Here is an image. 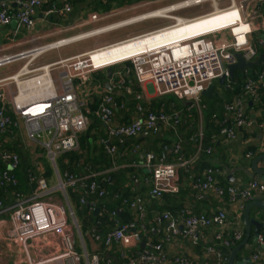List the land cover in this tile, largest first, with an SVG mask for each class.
<instances>
[{"label":"built area","instance_id":"2783aa9c","mask_svg":"<svg viewBox=\"0 0 264 264\" xmlns=\"http://www.w3.org/2000/svg\"><path fill=\"white\" fill-rule=\"evenodd\" d=\"M48 1L0 0V27L16 22L14 30L16 33L22 29L28 32L33 31L37 22V10ZM56 1L60 6H54L47 14L64 15L71 12L70 4L64 0ZM206 1H209L212 8L210 12L189 20L171 17L173 23L170 26L140 36L157 34L167 28H179L201 17L231 10H235L238 16L220 28L182 35L181 38L156 44L123 60V62L131 63L130 69L139 86H151L156 97L170 96L178 101H186L190 103V109H195L198 113H201V97L209 84L223 76L226 80L228 79V67L236 63L234 53H240L245 61L256 58L257 52L251 42L252 36L264 31V16L257 9V5L264 0H227L228 3L223 8H218L220 0H185L177 4L175 8L200 5ZM13 6L16 7L15 12ZM157 10L147 15L156 17L155 13H161L165 17L164 9ZM102 19H105V16L89 13L77 25L83 26ZM224 31L226 34H222ZM39 49L41 48L0 58V68L15 60L25 59L23 57L28 58L34 52H37V56L45 53H39ZM87 54L89 53L32 70L27 68L28 63L14 73L15 75L0 78V140L5 133H11L12 129H17L28 145L34 148L39 147L43 151L52 167L55 180V186L50 188L49 180L44 177L36 162L37 156L34 154L33 167L39 174L31 179L35 183L33 190L29 194H12L13 199L9 203H5L0 197V224L8 225L3 242L22 247V251H27L30 243H34L40 237L51 235L59 244L58 258L67 257L75 264L83 260L85 264H98V257L96 254L89 257L86 251L80 254L74 248V229L77 226L71 218L65 201V197L68 199L67 190L79 187L84 195H96L97 198H102L105 194L94 181H88L95 174L76 178L69 173L60 174L56 166L58 156L79 148V136L89 126L87 107L90 103L88 99L80 98V85L94 84L91 82L92 75L109 66L101 68L93 66ZM128 71L129 69L126 72ZM113 88L130 93V88L125 86L121 76L115 81ZM261 89H264V68L255 77L247 79L242 95L224 106L226 119L222 122L223 126L219 133L225 140L233 141L237 130L246 129L251 125L247 114V104L248 102L258 103ZM117 108H123V105L119 106L112 95L107 93L102 97L95 113L105 126L106 140H102V144L106 146L109 154H113L116 150L115 145H111L110 141L122 144L127 139L136 138L144 131L156 132L159 124L176 132L180 125V119L174 113H146L141 107L137 108V119L128 124L116 125L113 123V110ZM202 134L200 128L197 133V149L192 156L193 163L197 161L201 151ZM173 152L176 156L174 163H167L164 153L158 159L152 153H146L144 156L143 166L149 174L148 195L152 198L161 199L164 195L178 193V171L187 168L191 161L183 159L180 145L177 144ZM18 165L19 158L14 152L0 150V190L16 184L14 171ZM191 178V185L195 190L200 193L209 192L219 199L228 196L245 203L254 195L264 193V182L258 180H250L242 187L222 188L217 183L212 168L206 169L202 177L192 176ZM54 193L59 194L61 202L52 199L51 196ZM46 197L48 200H43ZM80 203H86L83 197ZM122 204L135 212L138 219L145 218L142 197H135L132 200L123 199ZM90 205L92 207L94 203ZM240 208L242 209L243 205ZM178 216L181 222L178 217L174 218L168 213L163 214L162 220L166 222L163 241L169 242L172 237H177L181 231L180 225L192 245H197L203 232L210 228L218 230L214 241L220 242L222 237H228H224L221 242L225 248L242 238L239 231H233L231 235L225 234L227 216L222 210L211 215L199 213L184 217L181 213ZM5 217L7 221L1 222ZM133 227L131 224L115 229L106 235L104 245H109L112 241L119 243L122 248L139 244L142 239L140 231H144L145 227L141 224L140 231L134 230ZM93 238L95 241H100L97 235H93ZM257 242L258 249L264 248V237L258 236ZM160 255L159 244H146V247L136 254L137 257L130 259L127 264H157ZM206 255L212 257L217 264H225L227 260L213 247L206 248ZM173 259L176 264H193L187 259L178 257ZM250 260L252 263L259 264L260 257L254 253ZM28 264L35 263L28 261Z\"/></svg>","mask_w":264,"mask_h":264},{"label":"crops","instance_id":"0c3cea01","mask_svg":"<svg viewBox=\"0 0 264 264\" xmlns=\"http://www.w3.org/2000/svg\"><path fill=\"white\" fill-rule=\"evenodd\" d=\"M185 1V0H130V5H125L127 2L124 0H68L65 1L66 3L70 4L71 12L64 15H55V14H47L48 10L44 12L41 7L37 10L36 14V27L33 31L28 32L26 30L18 31L17 33L15 30V24H10L7 26L0 27V56L1 55H14L17 53L25 52L31 49L35 44V40L40 41L44 38V34L39 35L38 37H34V35L38 34V28L46 26V29L49 30V25L52 28L56 29H65V28H72V26H76L79 24L81 19H85L87 14L89 13H96L98 15H107L109 13L118 12L119 17H127L129 13L122 12L123 9H130L132 7H136L132 10L133 11H147V10H156V9H165L163 11L169 10L165 14L169 17L181 18L185 20L194 19L202 14L208 13L212 10L209 3L205 8H201L206 3L200 5H193L185 8H175L178 2ZM100 3L102 6H109L112 9L108 12H99V7L97 4ZM124 3V4H123ZM148 3V4H146ZM13 5V3H12ZM121 5L122 8L117 7ZM139 5V6H138ZM227 5V0H220L218 2V8H223ZM54 6H60L56 4ZM173 7V8H172ZM258 11L264 16V3L257 6ZM193 10V11H192ZM162 11V12H163ZM192 11V12H189ZM159 13H155L157 15ZM51 15V17H50ZM220 15V13L208 16V17H201L191 23V25H184L182 28H167L162 30L160 33L156 35H162L165 32H171L173 35L180 36L186 34H195L204 32L207 30H213L222 27L220 20H215L216 16ZM143 16V15H142ZM140 16L141 21H137L131 24L136 18H132L129 21L123 22L124 24L116 26L111 25V31L113 29L122 30L125 28H130L134 26H140V24L148 25V27L140 26L138 29H134L133 31L127 33L123 38L110 42L115 43L117 41H121L124 39L133 38L136 36H140L146 33H150L153 31H157L159 29H163L169 26L172 22L170 18H166L163 16H154V17H147L145 20ZM215 17V18H213ZM212 18V19H211ZM211 19V20H210ZM109 20V19H108ZM106 20V21H108ZM204 20V21H203ZM213 20V21H212ZM105 19L98 21L99 23L106 22ZM158 21L157 24H150L148 22ZM208 21V22H205ZM74 26V27H75ZM187 27V28H186ZM189 29V30H188ZM108 34V33H107ZM222 34H226V32H222ZM152 36V35H150ZM142 37V39H138L136 41H143L148 37ZM254 40L256 42L262 41L261 47H264V33L263 34H255ZM140 41V42H141ZM139 42V43H140ZM60 44H65L66 40L60 41ZM122 43V42H121ZM115 44L117 47L121 44ZM138 43L129 44L126 43L117 53H115L112 57L122 55L130 51V48L133 47L132 45H136ZM44 50H53L52 48H43ZM261 55V54H260ZM264 55V54H263ZM60 58V57H58ZM57 58V59H58ZM56 59V58H55ZM32 60V59H31ZM29 60V61H31ZM49 62V61H48ZM129 62L125 61L119 65H111L110 67L113 70V78L110 82V89H106L104 87L105 81V68L96 72L92 78L91 82L94 84H89L83 87L84 92L82 94L83 97H89L91 99V104L94 102L99 103L104 95L110 93L116 103L120 106L123 105V108H117L113 114V123L116 125H124L131 123L133 120L138 118L137 108L141 107L144 112H152L151 109L158 108L154 110H160L167 114L174 113L180 119V125L178 130V138L176 136L173 137L169 128L159 124L158 129L156 132H142L139 136L133 139H127L122 144L117 143L114 141H110V144L115 145V152L114 155V170L117 172V178H119L118 188L122 195H130V197H142L144 202L145 208V220L141 224L147 226L150 231L151 235H149L148 241L145 243L149 245L151 241L158 240L159 242L162 240L163 231L166 226V222L162 220V215L157 217L158 211L157 206L161 203L159 200H155L156 202L153 203L151 200L152 197L148 195L149 191V183H148V170L143 166L144 162V155L145 153H152L155 154L158 147L161 144L166 142L164 148L167 150V163H174L175 156H174V148L178 144L181 147V153L183 155V159L186 161H191L187 168L180 169L179 173V193H178V206L180 208H185V213L187 214H199L204 213L206 215H211L216 213L219 210L224 211L227 216L225 234H231L233 231H239L242 235L241 240L235 241V243L230 244L228 248H223L220 246H215V249L222 253L227 259L233 248L235 246L240 245L246 237L245 227L243 225V208L240 207L243 205L245 207L246 204L252 203L254 201H258L264 204V193L254 195L248 202L243 203L240 199H231L228 196H224V198H216L213 194L209 192L200 193L199 191L195 190L191 185V177L194 175H189V173H198V166L197 163H193L192 156L195 152L194 146L187 142V139L190 135L194 132L198 133L199 129L201 128L202 133H206L207 127V117L206 114L198 113L196 110L190 109V103L186 101H177L176 99L170 96H162L156 97L153 88L151 86H139L136 83L135 77L128 65ZM129 69L128 72H126ZM122 71L123 72V79L125 81V86L130 88V93L125 92L123 89H114L113 86L115 85L114 79V72ZM14 72V71H13ZM11 71V73H13ZM104 72V73H101ZM10 74L1 73V77H7ZM131 73L129 76L128 74ZM98 75V78H94L95 75ZM102 75L104 78H101ZM121 76V75H119ZM128 83L126 84V79ZM35 82V81H34ZM218 86V85H215ZM214 86V87H215ZM36 87V86H35ZM228 87V84L227 86ZM82 88L80 87V90ZM214 90V89H213ZM216 91L218 94L221 93L220 87H216ZM81 95V93H80ZM206 97V96H204ZM226 102L221 104V107ZM93 105L87 107L88 109V119H89V126L87 132L88 138V149L87 155L89 152L92 151V146L96 145L97 143H102V140H106V131L105 126L98 121L96 118V110L93 112L91 111V107ZM151 110V111H150ZM195 111L197 116L200 118L199 123H193L191 119H189L190 115H192V111ZM197 117V118H198ZM96 118V121L93 120ZM249 120L251 125L246 129H240L235 132V138L233 141H227L223 138L220 133L216 138V145L210 148L209 157L214 167L212 168L215 172V179L219 186L222 188L225 187H242L250 179L248 176L243 173L240 168L244 167L250 171L251 164L249 163L251 160H254L256 157L264 156V108L254 107V110L249 111ZM196 124H198L196 129ZM262 125V127H260ZM221 127H219L220 132ZM211 131V130H209ZM208 132V130H207ZM176 135V132H173ZM197 133L195 136H197ZM82 135V134H81ZM80 135V136H81ZM79 136V138H80ZM175 139H178L175 142ZM181 139V140H180ZM120 145V146H119ZM106 149V146H105ZM86 151V150H83ZM107 150L105 151V153ZM113 154H110L113 155ZM162 154V153H161ZM247 154H250V157H246ZM91 157L93 156L90 153ZM109 155V154H108ZM156 155V154H155ZM89 156V155H88ZM157 156V155H156ZM159 157V156H158ZM96 161V160H95ZM81 162V161H80ZM98 162V160L96 161ZM80 164V163H79ZM82 164V163H81ZM81 166V165H80ZM260 167L264 168V161L259 163ZM206 170V169H205ZM204 170V171H205ZM203 171V172H204ZM186 172V173H185ZM202 172V173H203ZM94 173V172H93ZM95 174H101L95 173ZM90 175V174H88ZM85 175V176H88ZM254 180L261 181L258 178H254ZM118 182V179L116 180ZM263 182V181H261ZM5 203L11 202V197L8 200L6 196H3ZM127 208V207H125ZM178 208V209H180ZM118 212L122 213L123 208H117ZM260 210V209H259ZM258 209L252 208L251 209V217H254L259 212ZM94 212V211H93ZM260 212H263L260 210ZM97 213V212H96ZM117 213V212H116ZM154 215L153 219H150V215ZM76 218V217H75ZM178 220L181 222L180 216H178ZM6 217L1 222H6ZM78 220L76 219V222ZM264 222V219L261 220ZM127 226V225H124ZM182 229V226L180 225ZM8 230L7 223L0 224V264H28V261L33 262L35 264H75L71 260L67 259V257L58 258L60 249L58 241L55 240L51 235H46L37 239L34 243H30L27 251H22V247L19 246H12L5 244L3 242L4 235ZM218 232L215 228L206 229L203 232V235L198 242L199 244L196 247L195 245L191 244L189 238H185L183 236L172 237L169 242L162 241L159 245L161 246V255L160 260L157 264H171V260L174 257H181L189 260L193 264H204L205 259L210 260L213 262V258L206 255V248L212 247L215 243L214 236ZM258 236L264 237V227L258 229ZM258 236L254 233V227L250 229V233L248 236L247 241L244 245L238 250L235 255V261L238 263L242 260L246 254L251 256L256 253L259 255L260 259H262V264H264V248H259L258 246ZM257 237V239H256ZM80 240L82 242H80ZM74 241L75 245L74 248L77 251V247L81 248V251L78 252L82 254V251H86L84 246V238L80 231L78 222L77 227L74 229ZM88 246L90 250H97L98 245L92 242L90 236H87ZM143 241V240H142ZM140 244H134L128 247L127 249H140ZM195 246V247H194ZM84 247V248H83ZM141 250V249H140ZM87 253V252H86ZM78 264H85L84 260L83 263ZM255 264V263H251Z\"/></svg>","mask_w":264,"mask_h":264},{"label":"trees","instance_id":"16d2710c","mask_svg":"<svg viewBox=\"0 0 264 264\" xmlns=\"http://www.w3.org/2000/svg\"><path fill=\"white\" fill-rule=\"evenodd\" d=\"M64 1H68V0H64ZM75 1H81V0H75ZM125 1L127 3L130 2V0H124V2ZM261 3H264V2H261ZM261 3L257 5L258 8ZM56 4H58L56 0H49V2L44 4L40 10H42L43 12L48 9L51 10ZM97 6L99 7V10L96 9V11L103 12V13L108 12L112 9L109 6H102L100 3H98ZM117 7H121V5H118ZM15 8L16 7H13L14 12H15ZM254 35L255 34H253L252 36L251 42H252V45L256 49L257 55L264 54V47H261L262 43L260 41L256 42L254 40L255 38ZM128 65L129 67H131L130 63H128ZM263 68H264V63L260 62L259 66L253 67L251 70H247L246 72L235 70L233 72V76L229 78L227 82H225V85L215 86L214 90L211 92V94L208 97H204V96L201 97V102H200L201 115L204 113L206 114L208 123L206 127V133L203 132L202 134V139L200 142L201 151L198 155L197 161L195 162L197 163V166H198V173L195 174L193 171L192 173H189L190 176L194 175L193 177L195 178L202 177V174H203L202 172L205 169H208L209 167H212V166L214 167V164H212V162L209 159V157L211 156L209 147H214L216 145V138L219 133V127L223 126L222 122L226 119V117L224 116L223 106L221 107V104L223 102L229 103L235 97L239 96L242 92V88L246 80L248 78L255 77L256 74L260 72ZM119 75L123 77V72L122 71L114 72V79L117 78L118 80ZM128 75L130 76L131 73H129ZM101 78H104V76L102 75ZM125 79H126V84H127L128 83L127 78ZM227 84H228V87H226ZM216 87H220L221 89L220 94L217 93ZM263 101H264V89H261L259 91L258 103L250 106L249 111L254 110V107H256V109L258 108L263 109L264 108ZM94 102L92 104L90 103L89 105V106L93 105L91 107V111L93 112L96 110V108H98L100 101L99 103H96V104ZM154 109H158V108L151 109L152 112H156V113L162 112L160 110H154ZM114 111L115 109L113 110V114H114ZM162 113H165V112H162ZM197 114L198 113H196L195 111H192V115H190L189 117V119H191L193 123L196 122ZM213 116H215V118H213ZM96 118L99 121V118L97 116ZM96 118H94L93 120L96 121ZM197 126L198 124H196V129H197ZM87 130L85 133H82V135L79 138V148L76 151L63 153L60 156H58L56 160V166L60 174L69 173L76 178L84 177L85 175H88V174L92 175V174L101 172V174H95V176L91 177L88 181H94L98 185L99 189L105 193L102 198H97L96 195H87V194L84 195L82 192V189L79 187H76L73 190H70V189L67 190L68 202L72 208L74 216L78 220L77 222H78L80 231L82 233V236L84 238V246H85L86 252L89 255V257L96 254L98 257V264H127V262L130 259L136 258L137 257L136 254L140 253L141 250L139 248L133 249V250H130L127 248L124 249L120 246L119 243L114 242V241H112L109 245H104V238L106 237L107 234L111 233L115 229H118L124 225L132 224L134 226L133 227L134 230L140 231V225L142 222H144L145 218L143 220L138 219L135 212L129 210L128 208H125L126 206L122 204L123 199L132 200L135 197H130V195H124V194L122 195L120 188H118L119 178H117L118 177L116 175L117 172H115V170L113 169L114 168L113 164H115L113 158L115 154L110 156L108 152L105 153L106 151L105 145L102 143H97L96 145L92 146L93 152H89L88 153L89 156L87 155V149L89 147L88 146L89 137H87V135H89V132H87ZM178 130H179V126L176 129V135L172 131H170L173 137L176 136L178 138ZM196 133L194 132L187 139V142L194 146L195 152H196L197 145H198L197 136H195ZM20 135L21 134L19 133L17 129H12L11 133H5L2 136V139L0 140V150H7L10 152H14L19 158V165L17 169L14 171L16 184L14 186L9 185L6 187V189L0 190V197L3 200H4L3 196H6L7 200L8 198L10 199V197L11 199H13L12 194H15V193L29 194L35 186L34 181H32L31 179L36 178L39 174V172L36 171L35 168L33 167L32 157H30L29 155L31 159V162H30L29 158H26V155L22 152L23 145L20 143ZM177 140L178 139H175V142ZM166 142L167 141H165V143L161 144L160 147H158L157 151L155 152L157 156L154 154L155 157L160 156L161 153H164L167 156V150L166 148H164L165 146H167ZM83 150H86V151H83ZM38 151L43 153V151L39 147H35L34 153ZM90 153L93 154L92 157ZM43 157H44V154H43ZM44 159L45 160H42L43 166H41L39 163L38 165L40 167V170L43 172L44 177L48 179L46 177L47 171L51 170V175L53 171L45 157ZM95 160L96 161L98 160V162H96ZM2 167L4 168V166ZM117 179H118V182L116 181ZM178 193H179V190H178ZM178 193L164 195L161 199L151 198V200H153V203L156 202L155 200H159V202L161 203L160 205L157 206L158 211L161 213L159 214L157 212L158 214L157 217L159 215H163L164 213L173 215L174 218L178 217V215H180L181 213H183L184 217L188 215H193V214L185 213V208H180V206H178ZM115 196L117 197L116 200H115ZM82 197L84 198L86 202L85 204L80 203V199ZM90 203H94V205L91 207ZM117 208H120V209L123 208V212L122 213L118 212V210H116ZM94 209L98 210V212L95 214L93 212ZM153 218H154V215L151 214L150 219H153ZM140 234H141L142 240L146 242L148 241L149 235H151V231L147 226H145V230L140 231ZM88 235L90 236V239L92 240V242L98 245L97 250L89 249L88 241H87ZM93 235H97L100 238V241H95L93 238ZM178 236L189 238L183 232L182 229L177 235V238ZM224 237L228 238L226 236ZM224 237H222V240L224 239ZM222 240H220V242L215 241L214 245L212 246L214 250H216L215 246H220L224 248V246L221 243ZM162 241H163V236L160 242L158 240H153L151 241L150 245H158ZM197 245L195 246L198 247ZM77 251L80 252L81 250L77 249ZM182 259H185V258H182ZM208 259H205L204 264H217L215 263L214 260H213L214 261L213 263V262H210V260ZM81 263H83V261H81ZM171 264H176L174 262V259L171 260ZM259 264H262V259H260Z\"/></svg>","mask_w":264,"mask_h":264},{"label":"rangeland","instance_id":"374dc122","mask_svg":"<svg viewBox=\"0 0 264 264\" xmlns=\"http://www.w3.org/2000/svg\"><path fill=\"white\" fill-rule=\"evenodd\" d=\"M129 3H126L125 5L128 6V5H130ZM208 3H209V1H206V4L204 6H202L201 8H205L208 5ZM120 8H122V7H120ZM134 8H136V7H132L130 9H123L122 10V12L129 13L128 16L125 18L117 16V15H119L118 12L103 15V16H105V21L109 19L108 21H106L104 23L90 22V23L83 25V26L77 25L76 27H74L75 26L74 25L70 29H68V28L56 29V28H52L50 25H49V30L46 29V26H44L43 28L40 27L37 29L38 34L36 33L34 35V37H38L39 35L44 34V38H42L40 41L35 40L36 41L35 44H37V45L33 46L31 49H29L27 51L35 50L38 48H52L53 50L45 51V53L37 56L32 61H29V60H31V57L25 58V59L15 60L13 63L0 68V74L1 73L10 74L11 71L12 72L14 71L13 73H11V75H9V76H13V75H15L14 73H16L21 67H23L25 64H28V63L29 64L27 65V68L32 70V69L38 68L40 66H44V65L49 64V63L58 62L60 60H65V59L75 57L78 55H82V54H86V53H89L87 55L90 57L89 60H90L91 64L93 66L99 67V68H101L103 66L110 65V63L118 61L117 59H125L127 57V54L129 52H131L132 50L129 51L128 53H125L122 55H118L115 57H112V56L115 53H117L124 45H126V43H129V44L139 43L141 40H139V41H136V40L142 39V38H136V37H139V36H136V37H133L135 39L129 38V39L117 41L115 43H110V42H113V41H116V40L123 38L127 33L133 31L134 29H138L140 26L148 27V25H143V24H145V23H143V24H140V26L125 28V29L118 30V31H117V29L111 31L110 26L115 25V24L120 23V22H124L126 20H130L132 18L138 17L136 20H134L131 23V24H133L135 21L140 20V18H141L140 16L143 15L142 18L146 19L148 17L147 13L155 11V10L151 9L150 11L149 10H147V11L137 10V11L132 12V10ZM158 10H160V9H158ZM168 11L169 10H166L164 12L166 13ZM192 11H189V12H192ZM163 15L166 18H170L166 14H163ZM202 15H204V14H202ZM157 16H162V15H161V13H159V14H157ZM216 19H217V17L215 18V20ZM219 20L221 22H223V21H228L229 18L222 16ZM205 22H208V21H205ZM148 23L157 24L158 21H153V22H148ZM78 35H80V38H78L77 40L76 39L72 40V38H74ZM158 38H160V37L159 36H153L151 39L158 41ZM63 40H66V43L63 44L64 46H62V44L59 43L60 41H63ZM78 40H80V41H78ZM73 41H76V42H73ZM71 42H73V43H71ZM117 43H121V44L117 47L115 45ZM142 44H143V42L136 44V45H132V46L138 47L139 45L141 46ZM47 46H49V47H47ZM94 50H96V51H94ZM17 54H19V53H17ZM14 55H16V54H14ZM14 55H1L0 58H5L8 56H14ZM58 57H60V58H58ZM121 63H123V60L118 61L117 63H114V64L119 65ZM1 78H3V77H1ZM94 78L97 79L98 75L96 74ZM76 83H78V81H76ZM80 87L82 88L81 90H80ZM80 87H79V93H81L80 98L82 100L88 99V102L91 103V99L89 97H87V96L83 97L82 96V94L84 92L83 87H85V86L80 85ZM199 120H200V118L198 117L197 118L198 123H199ZM20 143L23 145L22 152L26 155V158H29V160L31 162L30 157H32V160L34 163V154H35L37 156L36 160H38L36 162L39 163L41 166H43L42 160H45L43 157V153L39 152V151L34 153L35 148L32 145H28V143L26 142L23 135H20ZM29 155H30V157H29ZM46 177L49 180V187L53 188L55 186V180L53 179V173L51 175V170L47 171ZM51 197L54 201H57V202L62 201L61 198L59 197L58 193H54V195H52ZM43 200H45V201L48 200V197L44 198ZM77 248L81 250V248L79 246Z\"/></svg>","mask_w":264,"mask_h":264},{"label":"water","instance_id":"95a60500","mask_svg":"<svg viewBox=\"0 0 264 264\" xmlns=\"http://www.w3.org/2000/svg\"><path fill=\"white\" fill-rule=\"evenodd\" d=\"M12 24H16V22H13ZM234 57L236 59V63L228 67V77L229 78L233 76V72L235 70H240L241 72H244L245 70H251L253 67L259 66L260 62H264L263 54L258 55L252 61H245L240 53H234ZM112 78H113V70L109 65L108 67L105 68V81L103 85L104 87H106V89H110V81L112 80ZM225 79L226 78L223 76L219 78L217 81L209 84L207 89L203 92V96L208 97L213 91L215 85H219V86L225 85ZM249 105H251V103H249ZM261 161H264V156L256 157L254 160H251L249 162L251 164L250 171L244 167L240 168V170L243 173H245L248 176V178L250 179L258 178L264 182V168L259 166V163ZM65 201L68 204L67 206L69 207L71 218L74 224L77 226L76 218L73 214L72 208L66 197H65ZM253 207L258 210L260 209L263 212H260L259 210L258 211L259 213L257 215H255L254 217H251L250 214H251V209ZM96 212H98V210L94 209V214ZM262 219H264V204L263 203L254 201L252 203H248L245 205V207L243 208V225L245 227L246 237H245V240L240 245L235 246L233 248V250L231 251L229 255V258L226 261V264H251L249 255L246 254L244 257H242V260L239 261L238 263H236L235 261V255L238 252V250L242 247V245H244L245 242L247 241L249 233H250V229L252 227H254V233L258 236V229L264 227V222L261 221ZM144 247H145V242L142 241L140 244V249L142 250ZM86 258H87V254H86Z\"/></svg>","mask_w":264,"mask_h":264},{"label":"bare ground","instance_id":"6f19581e","mask_svg":"<svg viewBox=\"0 0 264 264\" xmlns=\"http://www.w3.org/2000/svg\"><path fill=\"white\" fill-rule=\"evenodd\" d=\"M173 8V7H172ZM165 10V9H164ZM222 16H224V17H227V18H229V20L228 21H223V22H221V26H223V25H225L226 23H228L229 21H232V20H234V18L235 17H237L238 16V13L235 11V10H231V11H228V12H225V13H220V15H218V16H216L217 17V20H219ZM171 18V17H170ZM213 18H215V17H213ZM219 18V19H218ZM212 19V18H211ZM210 19V20H211ZM145 20V19H144ZM126 21H129V20H126ZM131 21H134V20H131ZM139 21H141V20H139ZM204 21V20H203ZM125 22V21H124ZM135 22H137V21H135ZM134 22V23H135ZM124 24L123 22H120V23H117V24H115L116 26H119V25H122V24ZM191 24H194V23H189V24H187V25H191ZM183 26H181V27H179V28H182ZM185 27V26H184ZM104 28V27H103ZM187 28V27H186ZM116 29H118V28H116ZM116 29H113V30H116ZM112 30V31H113ZM165 30V29H164ZM189 30V29H188ZM147 36H150V35H145V36H139V37H136V38H142V37H147ZM153 36H159L160 38H158V41H156V40H153V39H151ZM78 38H80V35H78V36H76V37H74V38H72V40H77ZM133 39H135V38H133ZM174 39H178V35H173L172 34V31L171 32H165V33H163L162 35H156V34H152V36H150V37H148L147 39H144L143 41H141L140 43H142L143 42V44L140 46H138V47H136V46H133V47H131L130 48V51L131 52H127L128 54H127V57L125 58V59H127V58H129V57H133V56H135V55H137L138 53H140V51L141 50H143V49H146V48H149V47H151V46H154V45H156V44H159V43H162V42H166V41H170V40H174ZM78 41H80V40H78ZM73 42H76V41H73ZM73 42H71V43H73ZM139 44V43H138ZM62 46H64V45H62ZM61 46V47H62ZM47 47H49V46H47ZM42 49L43 48H41V49H39V53L40 52H45L46 50H44V51H42ZM48 51V50H47ZM37 52H34V53H32V55H30L29 57H32V59L34 58V57H36L37 56V54H36ZM28 57V58H29ZM23 58H27V56L26 57H23ZM118 61H121V60H124V59H117ZM118 61H116V62H113V63H117ZM113 63H110V65L111 64H113Z\"/></svg>","mask_w":264,"mask_h":264},{"label":"clouds","instance_id":"9594fccd","mask_svg":"<svg viewBox=\"0 0 264 264\" xmlns=\"http://www.w3.org/2000/svg\"><path fill=\"white\" fill-rule=\"evenodd\" d=\"M48 2H49V1H48ZM48 2H47V3H48ZM180 2H182V1H180ZM180 2H178V3H180ZM227 3H228V2H227ZM13 7H14V6H13ZM260 14H261V13H260ZM263 33H264V31H263V32H259V33H255V34H263ZM260 42H262V41L260 40ZM257 56H258V55H257ZM257 56H256V57H257ZM127 62H129V61H127ZM129 63H130V62H129ZM263 63H264V62H263ZM111 65H112V64H111ZM111 65H110V66H111ZM113 65H114V63H113ZM130 65H131V63H130ZM246 71H247V70H245L244 72H246ZM97 72H98V71H97ZM94 74H95V73H94ZM94 74H93V75H94ZM228 80H229V77H228L227 80L225 79V82H227ZM111 81H112V80H111ZM111 81H110V82H111ZM246 81H247V80H246ZM112 82H114V81H112ZM245 83H246V82H245ZM245 83H244V84H245ZM243 87H244V86H243ZM242 93H243V88H242V92H241L240 95H242ZM240 95H239V96H240ZM239 96H237V97H239ZM237 97H235V98H237ZM235 98H234V99H235ZM234 99H233V100H234ZM233 100H232V101H233ZM177 101H178V100H177ZM232 101H231V102H232ZM231 102H229V103H231ZM249 103H251V102H248V104H247V114H248V117H249V107L252 106V105H254V104H256V103H251V105H249ZM226 104H228V103H226ZM226 104L223 105V111H224V106H225ZM89 105H90V104H89ZM194 110H195V109H194ZM87 129H88V128H87ZM85 132H86V131H85ZM85 132H84V133H85ZM173 153H174V152H173ZM145 154H146V153H145ZM153 155H154V154H153ZM160 155H161V154H160ZM247 155H250V154H247ZM247 155H246L247 158L251 156V155H250V156H247ZM144 156H145V155H144ZM154 156H155V155H154ZM44 157H45V156H44ZM159 157H160V156H159ZM159 157H155V158L158 159ZM166 158H167V156H166ZM46 160H47V159H46ZM48 163H49V162H48ZM51 168H52V167H51ZM57 170H58V169H57ZM52 171H53V170H52ZM148 177H149V174H148ZM253 180H254V179H253ZM225 188H227V187H225ZM247 202H248V201H247ZM245 203H246V202H245ZM243 205H244V204H243ZM243 208H244V207H243ZM73 214H74V213H73ZM162 216H163V215H162ZM172 216H173V215H172ZM179 227H180V226H179ZM180 229H181V228H180ZM141 242H142V239H141ZM234 243H235V242H234ZM145 247H146V243H145ZM145 247H144V248H145ZM144 248H143V249H144ZM124 249H125V248H124ZM143 249H142V250H143ZM250 259H251V258H250ZM226 261H227V260H226ZM250 261H251V260H250ZM251 263H252V262H251ZM225 264H226V263H225Z\"/></svg>","mask_w":264,"mask_h":264}]
</instances>
